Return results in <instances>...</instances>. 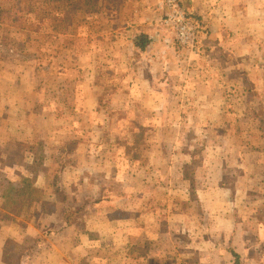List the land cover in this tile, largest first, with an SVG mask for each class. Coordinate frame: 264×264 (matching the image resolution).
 <instances>
[{
  "label": "rangeland",
  "instance_id": "1",
  "mask_svg": "<svg viewBox=\"0 0 264 264\" xmlns=\"http://www.w3.org/2000/svg\"><path fill=\"white\" fill-rule=\"evenodd\" d=\"M160 2L0 0V169L15 171L0 182L8 195L0 202V259L18 258L37 233L39 249L25 255L52 264H196L206 258L219 264L222 251L199 247L207 242L198 232L206 226L202 214L241 212L237 205H246L238 199L237 177L244 163L256 161L249 150L261 152L264 161V109L251 112L250 95L246 102L235 98L241 106H219L184 91L199 50L179 44ZM260 15L264 19V10ZM162 29L173 34L160 42L170 46L162 61L176 59L179 67L171 68L186 72L172 77L174 87L163 79L170 88L156 102L148 99L153 93L128 85L141 80L139 67L147 61L130 43L147 42V30ZM257 64L244 56L237 72L245 75L237 77L243 98L253 84L264 102ZM160 65L152 66L160 71ZM4 100L17 106L11 110ZM222 154L231 160L222 164ZM220 180L231 191L220 190ZM257 208L264 210V201ZM18 230L24 231L20 242L14 240ZM230 232L226 244L240 241Z\"/></svg>",
  "mask_w": 264,
  "mask_h": 264
},
{
  "label": "crops",
  "instance_id": "2",
  "mask_svg": "<svg viewBox=\"0 0 264 264\" xmlns=\"http://www.w3.org/2000/svg\"><path fill=\"white\" fill-rule=\"evenodd\" d=\"M180 1H181V5L186 10L188 15L194 20L200 19L202 24L205 26L204 27L205 29L200 30L198 40L194 46V48L196 47L197 51L198 50L199 51L196 53V57H193L194 65L191 66L192 68L189 67L190 68L189 72H187L186 74L188 80L186 84V89L184 88L185 89L184 91H188L190 93L192 91V94H194L195 96V98L193 99H196L198 101L203 100L208 103L210 102V100H213L217 104H219V106H226L228 102H230L229 104H231V102L233 104L234 103L233 101H235L237 104H240V102H238L237 99H235L238 97H240V100L245 99L246 102V99H248L250 95V97L253 96L251 98L252 105L250 111L256 114L260 113V108L264 109V102L257 97L256 94H259V92L258 90L255 91L253 84L250 88L247 89L244 88V91L246 90L245 91L246 94L243 98L244 93H242L240 90L242 89L241 88L242 84H239V78L237 76H242L245 74L242 73V70L237 72L238 70L237 63L239 62V60H242L244 56L246 58L250 57V59L255 58L256 64L258 63L255 69L256 73L258 75L264 73V71L259 72V64L261 58H260V54H258L259 47H261L260 44L264 42V40H259V35H258L259 34L258 31L260 30L259 27L264 28V19L260 15L262 10H264V0H180ZM156 25L159 27L160 26L163 27L162 26L163 24L160 25L159 23H157ZM244 27L246 29H244ZM156 32L158 34H154V35H151L150 34L151 32H149V30L145 32L147 33V35H145L147 38V42L152 46L150 45L145 46L142 49L140 46L141 44L134 42L130 43V46H132L135 49V52H137L139 55L143 57H146L147 61H144V63H142L141 66L139 67L142 68L140 70L141 80L139 82L137 81V84L133 82H128L129 83L128 85L131 87L135 86V89H139L141 92H145L146 94L147 92L153 93L152 95L148 96V99L153 98L154 101L158 102V100H161L160 92L162 90L164 91V89L166 90L169 89L170 85L171 87H174L172 85L173 84L172 77L177 74L179 75L184 74L186 71L182 72L183 70H179V72H176L175 68H171L173 64L175 66H178V63L175 61L176 59L173 60V63L171 62V60H169L167 64L166 62L164 63L162 61V59L164 58V54L170 52L168 51L170 49V46L167 45L165 47L164 46L165 42L162 44L160 42L162 39H166L167 37L173 38V34H170L166 30L164 31V29L160 30V33L159 31ZM159 43L160 46L158 47ZM244 45L248 46L249 48V56L245 55V53H247L248 51L247 49H244ZM129 52L131 53L129 47L127 46L126 49L123 51V56L125 58H128ZM166 57L167 55H165V59ZM129 58H131V56ZM219 59L222 62H224L223 66H221V64L218 62L220 61ZM157 61H159V63L161 64L159 68L160 71H157V67L152 66L153 64H156ZM196 65L198 66L201 65V66L198 67ZM230 74L231 76H233L232 80H230L229 78ZM212 75L214 76L217 75L218 78L217 77L212 78ZM197 78H202V79H197ZM163 79L168 80V82L170 81L171 82L170 85H167L165 83L163 84L162 83ZM2 82L5 81L2 80ZM17 83L18 81L16 79V82H14L11 92L13 90L17 91ZM138 83H140V85H138ZM2 85L6 86V84H2ZM162 85L163 86L165 85L166 87L165 86L163 87ZM124 87L128 88V86H124ZM214 89L216 92H220V93L212 94L214 93ZM233 89L234 91L239 92V94H237L236 97H230L229 91ZM177 91H179L178 87H177ZM26 94H28V92H26ZM30 96L32 99H34V95L32 93L30 94ZM171 96L173 97V95ZM3 104L6 107L10 106L11 110L13 106H17L15 101L8 102L4 100ZM242 104H244V107H246L248 110L246 104L245 103ZM10 135H11L10 136L11 139L14 140L15 133L14 134L12 133ZM17 138H19V136ZM249 153L251 157H253V155L257 157L256 161L252 160V162L249 164V167H247V164L244 163L243 170L242 168H239L244 172L242 175L237 177V180H240L238 182H241L242 187L236 185L238 187V188L236 187V189H238L239 191L238 199L240 200L241 197L240 201L246 202V205H237L242 209V211L240 212V210L239 211L237 210V212H235L236 210H234L231 214H228V213H222L224 209H220V210H216L215 212L207 211L202 214V218H204V224H206V226H204L203 229L198 232H203L202 238L207 242H203L202 246L199 247L204 249L203 245H210L212 249H217L220 251V253L222 251V259L220 254V260H218L219 264H235L234 257L229 250L230 245L226 244V238L229 231H231L230 232L231 234L236 233L241 236L240 241L233 242L231 246L239 253V255H241V261L243 262L242 264H264V258L262 259L259 258L264 251V239L259 238V235H264V231H260L262 227L264 228V225L259 220L260 218H264V210L261 208H257V203L264 201V188H263L264 161L262 158L259 157L260 155H262L261 152L260 154H258L253 150H249ZM227 157L228 155L224 156L223 154L219 157L222 160V164H224L225 161L231 160ZM222 167L226 168L225 165H223ZM6 171L7 173L9 171L10 172L12 171L11 173L15 172L12 169L9 170L0 169V182L1 181L3 182V176ZM257 171H262L261 177L255 174V172ZM37 174L38 173H36V176ZM36 176H34V178ZM247 177H249L250 179ZM32 184L37 186L34 180L32 181ZM8 186H10V182L8 183ZM222 186H225V189L227 191H231L230 189H228L226 185H222V182L220 180L218 182V188L221 190ZM3 187L4 186H2V184L0 183L1 203H4V200L2 199L8 196V195L3 196ZM12 187L18 188L16 184H13ZM4 189H7V187ZM8 215L10 216V221H11V216H13V214L8 213ZM8 215L6 214V218H8ZM45 217L48 220L50 218V214L45 215ZM207 218L208 221L206 222ZM6 223L7 224L9 223V225L11 224L8 220L6 221ZM18 232L19 235L17 236L19 237V239H14V240L20 242L21 237L24 236V231L18 230ZM212 233L213 236L211 237ZM252 234L258 235V238L255 237L253 245L249 244L247 240L248 236ZM39 235L40 234L36 233L33 241L27 244L26 246H24L25 248L26 247L27 248L25 249L24 253H20L18 258L10 259L8 258V256H5L4 259H0V264H33V263L52 264V262H50V260H47L46 258H43V260L42 259L34 260V258L27 257L25 255L27 252H33L34 250L36 251L37 249H39L40 243H37L39 240L38 238ZM242 235L244 237H242ZM221 239H223L225 243L224 242L221 243ZM260 250H262V253L258 252ZM224 253L229 254L231 256L229 260L228 258H226L227 256H225ZM195 263L211 264V260L209 258L198 259L197 262ZM60 264H65V261H61Z\"/></svg>",
  "mask_w": 264,
  "mask_h": 264
},
{
  "label": "built area",
  "instance_id": "3",
  "mask_svg": "<svg viewBox=\"0 0 264 264\" xmlns=\"http://www.w3.org/2000/svg\"><path fill=\"white\" fill-rule=\"evenodd\" d=\"M160 6L167 13L164 22L175 28L176 39L182 46H195L200 32L198 22L190 18L180 0H161ZM160 8V7H159Z\"/></svg>",
  "mask_w": 264,
  "mask_h": 264
},
{
  "label": "trees",
  "instance_id": "4",
  "mask_svg": "<svg viewBox=\"0 0 264 264\" xmlns=\"http://www.w3.org/2000/svg\"><path fill=\"white\" fill-rule=\"evenodd\" d=\"M59 13H63L64 15H67L63 12V10L59 11ZM66 17H69V16H66ZM191 18V17H190ZM192 19V18H191ZM194 20V19H192ZM196 21V20H194ZM201 24H198L200 26V29H201V26L203 25L202 22L200 21ZM145 44V45H144ZM141 48L143 49L145 46H148V42H144L142 43L141 45ZM67 209L69 210V207L67 206ZM229 250L230 252L232 253L233 257H234V261H235V264H242L243 262L241 261V255H239V253L230 245L229 247ZM259 253H262V250L258 251ZM260 255V254H259ZM260 259L264 258V251L263 253L260 255L259 257Z\"/></svg>",
  "mask_w": 264,
  "mask_h": 264
}]
</instances>
